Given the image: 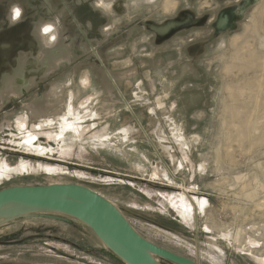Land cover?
<instances>
[{"label": "rangeland", "instance_id": "obj_1", "mask_svg": "<svg viewBox=\"0 0 264 264\" xmlns=\"http://www.w3.org/2000/svg\"><path fill=\"white\" fill-rule=\"evenodd\" d=\"M168 1L98 0L107 18L95 33L81 13L62 10L60 24L70 20L65 33L80 39L81 52L43 77L46 91L55 88L48 119L26 122L22 106L2 112L0 123L11 119L22 141L34 134L53 144L60 115L75 121L72 111L83 116L102 109L94 80L104 93L112 89L117 104L107 119L85 118L54 153L0 149V189L78 183L115 202L144 237L178 255L201 264H264L258 259L264 258V0L249 7L235 29L220 33L214 27L220 12L243 0ZM185 11L204 23L161 42L141 23L111 38L136 19L162 24ZM48 24L42 34L51 43L59 32ZM173 103L184 104L187 113L179 115ZM177 127L188 140L196 133L199 143L184 148ZM183 181L194 192L190 197L182 193ZM179 194L193 207L185 215L171 202ZM70 219L33 217L1 226L0 240L13 242H0V264H125L90 227ZM37 233L44 237L14 242Z\"/></svg>", "mask_w": 264, "mask_h": 264}, {"label": "flooded vegetation", "instance_id": "obj_2", "mask_svg": "<svg viewBox=\"0 0 264 264\" xmlns=\"http://www.w3.org/2000/svg\"><path fill=\"white\" fill-rule=\"evenodd\" d=\"M97 1L98 0H87V2H85V0H57L55 2L54 0H0V28H3V30L0 31V101H2L0 102V116L2 112H15L22 106H27L25 113L26 122L29 120H31V122H41L49 116L48 114L54 106L53 103L50 102V95L54 93L55 88H53L52 91H46L45 89L49 82L43 77L56 69L62 62L69 60L73 51L76 53L81 52L75 44V39L78 37L75 36L74 38L69 33H65V31L68 30V26H70L69 23L71 24L70 20H66L64 24H60L61 12L65 9L66 15L70 13L73 14V12H77L78 14L81 13L82 16H84V21L95 28L93 29L95 33L97 29L99 30L100 27L105 25L107 18V13L97 5ZM13 6H19L23 10V16L21 22L13 27H9L8 24L12 18L11 9ZM48 23H56L59 32L58 37H55L54 42L51 43H48L45 36L42 34L43 26ZM79 25L77 24L76 32L81 30L78 28ZM82 32L81 30L79 34L81 35ZM82 38L86 42L85 35L81 36V40ZM100 57L101 55L99 54L95 56L96 59H100ZM133 70H135L133 72L134 75H137L139 67ZM94 81L98 90L101 92L99 102L102 103V109L99 110L101 117L98 118H108L111 116L107 115L109 109L113 114L114 105L117 104V101L114 98L112 89L104 93L96 80ZM64 92L63 95L65 96ZM31 93H37V97L33 102H23ZM70 94L71 98L69 103L74 104V90L70 91ZM9 96L12 97L10 98ZM59 96L62 98L61 94L58 95V98ZM106 97L110 99L104 101ZM41 116H43V120ZM12 123L13 121L9 118H6L5 121L0 123V139L4 141L3 144H0V149L5 150L7 147H11V149L18 152L22 147L16 144L14 140L22 139L21 136L18 135L17 129H13V127L9 126V124ZM5 135H7L6 138L4 137ZM23 154L25 155L26 152ZM37 237L43 238L44 234H31L20 239L16 238L14 242H24ZM0 242L11 243L13 241L0 240Z\"/></svg>", "mask_w": 264, "mask_h": 264}, {"label": "water", "instance_id": "obj_3", "mask_svg": "<svg viewBox=\"0 0 264 264\" xmlns=\"http://www.w3.org/2000/svg\"><path fill=\"white\" fill-rule=\"evenodd\" d=\"M237 14L236 6L221 11L214 23L216 32L234 28ZM138 23L153 31L157 41L161 42L179 30L203 24L204 20L190 11L162 24L136 19L111 38L124 37ZM93 51L98 54L95 49ZM33 217L67 222L71 221L70 218L79 220L90 227L104 247L125 264H163L161 260L175 264H201L150 241L132 225L115 202L78 183L14 185L0 189V227Z\"/></svg>", "mask_w": 264, "mask_h": 264}, {"label": "bare ground", "instance_id": "obj_4", "mask_svg": "<svg viewBox=\"0 0 264 264\" xmlns=\"http://www.w3.org/2000/svg\"><path fill=\"white\" fill-rule=\"evenodd\" d=\"M170 1V0H169ZM168 1V2H169ZM245 0H243L239 5H237L236 7H237V12H238V14H237V21L243 16V14L247 11V9L249 8V7H251L257 0H246L245 2H244ZM167 2V3H168ZM244 2V4L242 5V8L240 7V5L242 4ZM166 3V2H165ZM167 3H166V5L165 6H167ZM171 3V2H170ZM170 6H171V4H170ZM169 8V7H168ZM245 8V9H244ZM100 15V14H99ZM101 16V15H100ZM237 21H235V26H234V28H232L231 30H233V29H235V27H236V25H237ZM228 31V30H227ZM164 40V39H163ZM23 80H25V79H23ZM22 80V81H23ZM18 81V80H17ZM21 82V81H20ZM19 83V82H18ZM17 83V84H18ZM143 83V81L141 82H139L138 83V87H140L141 88V84ZM20 84V83H19ZM184 84V83H183ZM13 85V84H12ZM10 88V87H9ZM12 89V88H11ZM207 89V88H206ZM14 91V90H13ZM12 91V92H13ZM166 93V92H165ZM20 94V93H19ZM167 95V94H166ZM10 97V96H9ZM12 97V96H11ZM10 97V98H11ZM135 97L136 98H139L140 96H139V94H138V92H135ZM160 97V96H159ZM168 97V96H167ZM5 98V97H4ZM39 98V97H38ZM101 98V97H100ZM165 98V97H164ZM1 99V98H0ZM7 99V98H6ZM44 99H45V97H44ZM110 98L109 97H106L105 99H104V101H107V100H109ZM2 100H3V98H2ZM45 101V100H44ZM0 102H2V101H0ZM38 102V101H37ZM110 102H112V101H110ZM32 103V102H31ZM158 104H159V106H162L163 104H164V101H163V97H161L159 100H158V102H157ZM40 104V103H39ZM174 105H173V107H174V111H176V110H178V113H179V115H182V111L183 110H186V113H187V107L184 105V104H181L182 106H179L178 105V103H173ZM44 105V104H43ZM179 106V108L177 107V106ZM3 106V105H2ZM111 107H113V106H111ZM111 107H108V108H111ZM162 108V107H161ZM35 109V108H34ZM153 110V109H152ZM39 111V110H38ZM173 111V112H174ZM41 112V111H40ZM43 112V111H42ZM47 113V112H46ZM80 114V112L78 113V114H75V113H73V111H72V115L74 116V115H77L78 117H74V118H76V120L75 121H72V119L70 118V117H66L65 115H60L61 116V121H59V123H62V125H61V127H60V134L58 135V137H57V139H56V142L55 143H53V144H49V143H44L43 141H40L39 139H38V137L36 136V135H34V134H32V135H29V136H27V138L24 140V141H22V140H14V142L16 143V144H18L19 146H24V147H26V149H28V150H34V151H36L37 153H39V154H45V153H48V154H51V153H54V152H56L62 145V143H64V139H61L66 133L68 134L69 132H76V133H78L79 132V126L81 125V124H83V121H84V119L85 118H87V117H96V116H100L101 117V114H100V111L99 110H96V111H94V112H92V111H90V110H88L87 111V113L85 114V115H83V116H80L79 115ZM103 114V113H102ZM107 115H112V111L109 109V111H108V113H107ZM42 117V120H43V116H41ZM89 118V119H90ZM97 119H98V117H96ZM107 118V117H106ZM102 119V118H101ZM93 120V119H92ZM40 123V122H39ZM10 128V127H9ZM126 130V129H125ZM176 132H179V134L178 133H175V135H178V136H181V134L183 135L184 134V132H183V128H176ZM7 131V130H6ZM193 137H194V139H196V140H199V136L197 135V134H194L193 135ZM12 139H15V138H12ZM109 139V137L107 136L106 138L104 137V139H102L103 141H101V143L103 144L104 142H105V140H108ZM110 140V139H109ZM10 141V140H9ZM12 141V140H11ZM108 142V141H107ZM105 144V143H104ZM123 152V151H122ZM3 171V167L2 166H0V174H1V172ZM103 195V194H102ZM8 230V229H7ZM1 233H5V229L3 228V229H1ZM261 259V258H260ZM263 261H264V259H262Z\"/></svg>", "mask_w": 264, "mask_h": 264}, {"label": "crops", "instance_id": "obj_5", "mask_svg": "<svg viewBox=\"0 0 264 264\" xmlns=\"http://www.w3.org/2000/svg\"><path fill=\"white\" fill-rule=\"evenodd\" d=\"M246 1V0H245ZM244 1V2H245ZM244 2L240 5V7L242 8V5L244 4ZM116 3L115 4H112V5H110V4H108V6H115L116 7ZM122 5V4H121ZM114 7V8H115ZM245 9V8H244ZM138 83H139V81H138ZM194 134H196V133H191V135L193 136ZM180 140V141H179ZM182 140V141H181ZM178 142H181V144H183L184 145V148H190V145H194V144H198L199 143V140H196V139H192V140H188V138H187V135H186V132H185V134H183V135H181V136H179L178 137V140H177ZM166 147H167V145H166ZM169 147V146H168ZM188 162V161H187ZM192 162V161H191ZM154 163V162H153ZM183 165V163L181 162V166ZM148 168L150 169V170H152V167L150 166H148ZM155 170V169H154ZM154 174H158V171L157 170H155L154 171ZM159 175V174H158ZM183 186L181 185V190H182V193L183 194H185V195H187L188 197H190L189 195H190V193H194L193 191H191V189H187L186 187H185V182L183 181ZM182 194V195H183ZM178 195V198H179V200L177 201V200H174V199H171V202L179 209V211L182 213V214H186V212L187 211H189V208H193L192 207V205L188 202V200H186V198H185V196L183 195ZM180 201V202H179ZM204 204H206V200L204 199L203 201H202V205H204ZM185 206V207H184ZM182 207H184L183 209H181ZM189 207V208H188ZM258 259H259V261H261V262H264L262 259H264V258H261L260 259V257H258Z\"/></svg>", "mask_w": 264, "mask_h": 264}, {"label": "clouds", "instance_id": "obj_6", "mask_svg": "<svg viewBox=\"0 0 264 264\" xmlns=\"http://www.w3.org/2000/svg\"><path fill=\"white\" fill-rule=\"evenodd\" d=\"M87 2V0H85ZM12 12V18L8 24L9 27L15 26L17 23L22 21L23 16V10L19 6H13L11 9ZM3 28H0V31H2Z\"/></svg>", "mask_w": 264, "mask_h": 264}, {"label": "snow or ice", "instance_id": "obj_7", "mask_svg": "<svg viewBox=\"0 0 264 264\" xmlns=\"http://www.w3.org/2000/svg\"><path fill=\"white\" fill-rule=\"evenodd\" d=\"M45 31H48V29H45Z\"/></svg>", "mask_w": 264, "mask_h": 264}]
</instances>
